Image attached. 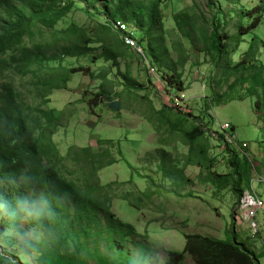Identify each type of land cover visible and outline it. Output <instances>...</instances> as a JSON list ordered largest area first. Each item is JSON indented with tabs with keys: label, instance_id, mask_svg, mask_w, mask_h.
<instances>
[{
	"label": "trees",
	"instance_id": "trees-1",
	"mask_svg": "<svg viewBox=\"0 0 264 264\" xmlns=\"http://www.w3.org/2000/svg\"><path fill=\"white\" fill-rule=\"evenodd\" d=\"M245 1L206 0L207 11L200 12L199 16L187 12L174 15L177 29L194 46L190 49L203 53L204 62L220 67L216 81L227 85L220 93L214 90V83L210 80L213 91L207 96V111L213 108L214 102H227L229 95L230 99L243 100L251 93L257 107L264 102V89L260 91L264 87V63L258 58L264 39L253 32L264 18V0ZM76 2L84 4L94 17L104 20V23L99 22L100 28L94 35L74 23L56 28L74 10ZM227 3L234 6L226 8ZM233 16L237 17V23L234 24L235 34L230 35L224 28ZM199 18L201 24H198ZM118 20L125 24V29L115 25ZM163 22L162 0H0V206L5 207L0 223L3 228L7 225L6 228L10 229L13 225L16 230L23 231L19 227L20 218L28 215L32 224L47 226L45 235L52 234L40 240L27 237L21 243L13 241L10 246L0 243L3 264H21V255L27 256L34 250L38 253L37 264H88L89 259L97 264H136L140 258L144 261L142 264H159V257L145 244L146 241L132 239L140 236L134 226L113 213L111 189L114 184L102 183L98 176L101 169L124 159L120 141L98 138V147L74 145L66 156L59 159L56 144L51 139L43 142V135L47 129L50 133L54 131L61 112L41 107L50 101L49 98L35 106L29 103L14 79L18 75L24 77L37 70L50 69L54 74L44 81V88L48 87L43 91L49 93L65 87L69 75L74 73L94 77L90 65L68 67L64 60L93 51L97 46L93 44H104L103 51L94 59L111 61V66L117 67L122 51L131 49L126 43L128 36L142 46L146 60L136 55L161 77L167 92L184 91L183 73L169 57V47H160L163 30L159 29ZM34 29H39L41 36L50 39L29 42ZM247 35H250L248 47L236 61L233 55L238 52L240 44L246 42ZM116 76L124 85L137 84L129 69L118 70ZM113 95L114 92L102 87L90 105L94 108L106 101L112 110L120 111L122 102ZM196 108L202 113L195 114L193 107L187 111L184 107H176L174 98H171L157 110L158 113L146 119L155 130L166 126L168 134H182L189 147L187 164L207 169V180L214 188L231 186L238 194V201L232 212V226L225 238L184 233L182 251H173L167 264H180L185 255H189L195 264H260V256L253 245L243 240L236 230L234 217L240 197L250 183L251 163L246 156L238 157V152L225 141L224 133L216 131L220 142L232 152L230 162L233 168L225 174L212 170L216 163L208 155L207 143L212 131L211 117L205 108ZM159 142L168 145L165 137H159ZM166 147H159L156 152L163 161L159 168L168 174L164 165L168 155ZM63 160L78 165L80 174L73 177L74 171H66L68 166ZM132 171L130 182L133 184L135 173L139 178H146L151 187L182 195L178 179L185 180L183 170L176 169L170 188L157 185L150 175L140 173L138 167H133ZM152 193L147 189L132 197V192L126 190L120 198L139 211L143 208V199ZM26 205H34L32 212H27ZM131 240L138 249V257L133 256V249L127 248L126 244ZM102 241L113 249L115 256L108 257L100 250Z\"/></svg>",
	"mask_w": 264,
	"mask_h": 264
},
{
	"label": "rangeland",
	"instance_id": "rangeland-1",
	"mask_svg": "<svg viewBox=\"0 0 264 264\" xmlns=\"http://www.w3.org/2000/svg\"><path fill=\"white\" fill-rule=\"evenodd\" d=\"M206 4V0H162L164 22L163 27L159 29L163 30L160 47H169V57L176 62L177 68L183 73V86L186 88L184 91L177 90L174 94L167 92L161 77L156 72L153 74L149 66L143 64L141 58L136 55L137 51L131 47L130 51L127 49L122 51L123 55L118 58L119 66L117 67H112L111 61L95 60L94 56L103 51L104 44H93L97 45L93 51L77 58H66L63 62L68 67L81 64L90 65L94 77L84 73H74L69 75L65 87L53 89L49 93H43V91L48 87L44 88V81L54 74V71L50 69L37 70L24 77L18 75L14 79L17 88L29 103L35 106L41 104L43 99L49 98L50 101L42 104L41 107L61 112L55 121L54 131L50 133V129H47L46 134L43 135V142L47 143L48 139L54 141L59 150V159L66 156L70 147L74 145L98 147V138L120 141L124 159L101 169L98 176L102 183L114 184L111 189L114 197L113 213L124 222L134 226L140 236H133L132 239L146 241L145 244L152 247L159 257V264H167L171 260L173 251H182L185 243L184 233H200L225 238L232 226V212L238 201V194L231 186L216 189L207 180V169L187 164L189 147L182 134H168L166 126L155 130L154 126L146 119L148 116L158 113L157 110L164 103H169L171 98H174V103L177 98L179 106L184 107L185 111L193 107L195 114H201L202 111L196 107L205 108L204 111H207L205 107L206 103L209 104L207 96L211 95L213 91V88L210 87L212 86L210 80L214 83L215 91L221 93L226 89V84L216 81L219 77L220 67H216L211 62H204L203 53L194 48L190 49L194 46L190 45L189 40L177 29L174 21V15L179 12L199 16L200 12L207 11ZM75 5L74 10L59 22L56 28L62 29L74 23L86 29L89 35H94L95 31L100 28L99 22L103 21L104 23V20L101 17H94L84 4L76 2ZM245 5L252 6L248 3ZM233 6L234 4H226V8ZM236 19L237 17L234 16L229 18V23L224 28L230 35L235 34ZM201 23L202 20L199 18L198 24ZM253 32L264 39V18ZM32 37V39L28 38L29 42L50 39L49 36H41L39 29L32 31ZM245 38L246 42H242L238 52L233 55L236 61L242 57V53L248 47L250 35ZM231 46H233V42ZM184 47H187V50H184ZM187 51L190 53L189 56ZM258 58L264 62V46L260 48ZM197 60L198 62H195ZM126 69H129L137 80L135 86L124 85L116 76L118 70L124 72ZM250 83L248 81V84ZM102 87L107 91L114 92L115 99H120L123 105L120 111L112 110L106 101L94 108L90 105L91 99ZM263 89L264 87H261L260 91ZM250 94H246V98L243 100L230 99L229 95L228 101L225 103L216 104L214 102L213 108H210L206 114L211 117L210 121L212 122V131L207 142L209 145L208 155L216 163L212 170L222 174L232 171L233 164L230 162L232 152L228 151L220 142L216 132L224 133L222 124L230 122L234 126L232 132L236 134L237 140L247 143V146L242 149L236 145L233 147L238 152V157L242 159L246 156L251 163L249 173L251 182L253 171L264 174V170L260 168L264 165V102L257 107L254 103V96ZM262 95L264 96V94ZM182 96L185 97L181 98ZM159 137L166 138L167 147L159 142ZM159 147L168 149L167 159L164 163L168 174L159 168V165L163 164L159 153L156 152ZM63 163L68 166L66 171H74L73 177L80 174L79 166L75 163L69 160H63ZM133 167H138L140 173L150 175L157 185L162 184L166 188H170L172 181L175 180L176 169L183 170L185 180L181 177L178 179L181 182L179 191L182 195L178 196L172 192L151 187L146 178H139L135 173L133 174L135 184H133L130 182ZM250 184L247 185L248 188H250ZM253 187L264 200V182L254 180L251 189ZM147 189L152 190L153 193L149 198L143 199V208L139 211L120 198V195L126 190H130L132 197H136ZM187 193L191 194L186 195ZM43 205L41 206L43 207ZM33 208L34 205H26L27 212H32ZM4 211L5 207L0 206V221H3L1 213ZM258 219L264 220V211H259ZM235 225L241 238L251 243L259 254L260 264H264V245L260 236L252 237L248 225L242 221L236 222ZM263 226L264 224L260 225V233L264 238ZM6 227L7 225L3 228L0 223V243L5 246H10L13 241L21 243L27 237L32 240H40L43 237L52 236L51 233L44 234V229L47 226L39 227L32 224L28 215H23L20 218L19 227L23 231L16 230L13 225L10 229ZM100 244V250L106 256H115L113 249L106 247L104 241ZM126 245H128L127 248L133 249V256L138 257V249L133 241L127 242ZM140 247L143 248V245ZM37 255V251L34 250L26 256L30 264H37ZM140 259L141 261H136V264L144 262L142 258ZM151 259L147 263H150ZM4 261L0 259V264H3ZM88 264L97 263L95 260L89 259ZM180 264L195 263L189 255H185Z\"/></svg>",
	"mask_w": 264,
	"mask_h": 264
},
{
	"label": "built area",
	"instance_id": "built-area-1",
	"mask_svg": "<svg viewBox=\"0 0 264 264\" xmlns=\"http://www.w3.org/2000/svg\"><path fill=\"white\" fill-rule=\"evenodd\" d=\"M115 25L120 26L122 29L126 28L125 24L119 20L116 21ZM126 43L129 45V47L133 48L134 51H137L136 53L139 54L142 59L146 60V56L142 47L137 44L133 38L127 36ZM150 70L154 74V69L150 68ZM184 97L185 96H182L181 98ZM175 105H180V103L177 102V98L175 99ZM222 129L224 131L225 141L229 145H231L232 147L233 145H236L240 149L247 146V143L237 140L236 134L232 132L234 128H232V124L230 122H224L222 124ZM254 180L258 182H264V174H259L253 171V176L250 182V188H247L245 191H243L234 217L236 222L242 221V223L248 225L252 237H257L259 235L264 245V238L260 233V222L258 219L259 211H264V200L261 198V196L258 194L254 187L253 189H251V185Z\"/></svg>",
	"mask_w": 264,
	"mask_h": 264
},
{
	"label": "clouds",
	"instance_id": "clouds-1",
	"mask_svg": "<svg viewBox=\"0 0 264 264\" xmlns=\"http://www.w3.org/2000/svg\"><path fill=\"white\" fill-rule=\"evenodd\" d=\"M141 46V45H140ZM142 47V46H141ZM155 71V70H154ZM234 148V147H233ZM235 149V148H234ZM20 259H21V264H29V261H28V259H27V257L26 256H24V255H21V257H20Z\"/></svg>",
	"mask_w": 264,
	"mask_h": 264
},
{
	"label": "crops",
	"instance_id": "crops-1",
	"mask_svg": "<svg viewBox=\"0 0 264 264\" xmlns=\"http://www.w3.org/2000/svg\"><path fill=\"white\" fill-rule=\"evenodd\" d=\"M263 63H264V62H263ZM263 158H264V157H263ZM260 168H262V169L264 170V165L260 166ZM263 221H264V220H263ZM263 221H262V220H259L261 226H262V224H264ZM263 228H264V226H263Z\"/></svg>",
	"mask_w": 264,
	"mask_h": 264
}]
</instances>
